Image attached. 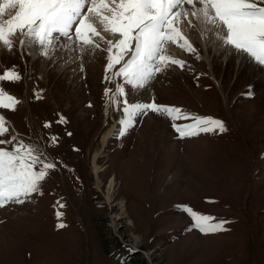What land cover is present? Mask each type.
I'll use <instances>...</instances> for the list:
<instances>
[{"label":"rangeland","instance_id":"obj_1","mask_svg":"<svg viewBox=\"0 0 264 264\" xmlns=\"http://www.w3.org/2000/svg\"><path fill=\"white\" fill-rule=\"evenodd\" d=\"M183 31L197 53L170 45L169 54L185 60V68L172 65L139 92L126 87L128 99L155 97L222 120L226 132L179 139L170 120L149 112L123 137L113 135L121 113L110 104L106 114L104 92L115 83L105 81V51H86L84 59L78 49H58L50 65L17 45L1 55L0 74L15 66L22 79L2 83L20 103L0 114L57 167L41 182L42 195L0 207V264H264V68L218 50L207 32ZM71 65L78 69L71 72ZM60 116L66 123H57ZM184 205L224 221V230L201 233Z\"/></svg>","mask_w":264,"mask_h":264},{"label":"snow or ice","instance_id":"obj_2","mask_svg":"<svg viewBox=\"0 0 264 264\" xmlns=\"http://www.w3.org/2000/svg\"><path fill=\"white\" fill-rule=\"evenodd\" d=\"M6 9L11 10L8 18ZM183 26L207 32L218 50L264 68V0H3L0 4V47L5 51L13 52L18 40L21 50H32L49 59L58 49H78L81 54L94 53L96 49L106 52L105 81L115 83L114 90L109 87L104 92L106 114L110 104L120 111L119 128L113 135L121 137L135 126L138 117L149 112L170 120L179 139L227 131L222 120L158 104L155 97L152 102L128 99L126 87L132 93L139 92L172 65L185 68V60L169 54L170 45L197 53ZM200 58L196 55V59ZM21 79L15 66L0 74V109L16 110L20 101L2 83ZM33 94L41 98L35 89ZM181 120L191 122H177ZM57 123H66V119L60 116ZM44 127H51V122H45ZM58 140L50 136L49 146L55 147ZM0 145L10 149L0 147V207L22 204L34 193L42 195L41 182L57 164L36 145L25 143L4 114H0ZM64 206L59 203V207ZM181 207L191 217L192 227L201 233L224 230V221L213 222L215 218L210 215L186 205ZM56 215L59 219L62 213Z\"/></svg>","mask_w":264,"mask_h":264},{"label":"bare ground","instance_id":"obj_3","mask_svg":"<svg viewBox=\"0 0 264 264\" xmlns=\"http://www.w3.org/2000/svg\"><path fill=\"white\" fill-rule=\"evenodd\" d=\"M3 3V0H0V4H2ZM11 10H9V9H6V11H5V18H8V13L10 12ZM187 27V26H186ZM185 29V28H184ZM187 32V31H186ZM63 42V41H62ZM191 42V41H190ZM192 43V42H191ZM16 45L17 46H19V43H18V40L16 41ZM173 46V45H172ZM61 50V49H60ZM68 50H66V49H64L63 50V54L64 53H66ZM6 51L3 49V47H0V57H1V55L3 54V53H5ZM172 52H174V51H172ZM56 51L54 52V54L52 55V58L51 59H49V58H46V57H44L43 56V61H45L46 63H48L49 65L50 64H52L51 63V61L54 59V57H56ZM61 54V53H60ZM90 55V54H89ZM3 56V55H2ZM58 58V57H57ZM57 58H56V60L54 61V63H56L57 62ZM83 58L84 59H87V53H85V55L83 56ZM68 61L67 62H65L64 63V65H68V64H70L71 62H72V60L71 59H67ZM47 64V65H48ZM73 65V64H72ZM71 65V66H72ZM72 68V70H71V72H74V71H76L78 68H77V66L76 67H71ZM112 129L113 128H110V129H108L103 135H102V137H101V139H100V141H101V146H102V148L106 145V143H107V140H108V138H109V136L111 135V133H112ZM99 152H96L95 154H94V156H93V159H92V169H93V176L96 178V180H98V174H99V171H102V170H99V167H98V165H97V159L99 158V154H98ZM100 153H101V151H100ZM114 185V177H110V179H109V184L107 185L108 187H107V199L109 200V201H111V195H112V189H113V187L115 186H113ZM120 206L121 205V203H116L115 204V206ZM126 218H128V225L129 226H132L131 225V221H130V219H129V217L128 216H126V215H123V216H121V215H119L116 219H117V221L118 220H121V219H126ZM135 242L137 243L138 242V239H137V237H135Z\"/></svg>","mask_w":264,"mask_h":264}]
</instances>
